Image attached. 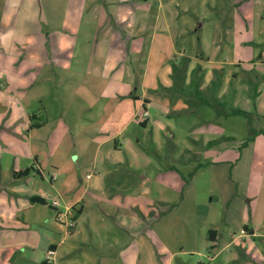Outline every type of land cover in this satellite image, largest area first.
Instances as JSON below:
<instances>
[{"label": "rangeland", "instance_id": "obj_1", "mask_svg": "<svg viewBox=\"0 0 264 264\" xmlns=\"http://www.w3.org/2000/svg\"><path fill=\"white\" fill-rule=\"evenodd\" d=\"M132 1L0 0V178L9 188L0 195L9 203L14 186H24L54 198L68 159L80 180H68L75 191L66 200L80 197L84 176H100L109 187L91 189L87 199L119 210V224L124 215L136 221L126 231L88 204L94 212L77 217L78 232L61 250L64 264H264V0ZM161 12L148 50L150 15ZM109 25L115 34L98 48L94 32ZM28 35L35 40L23 51L11 47ZM32 53L48 62L37 64ZM151 77L173 85L158 95ZM231 108L249 115L217 112ZM35 156L44 178L20 174ZM49 209L47 218L57 214L64 228L60 210ZM10 227L7 263L22 238Z\"/></svg>", "mask_w": 264, "mask_h": 264}, {"label": "crops", "instance_id": "obj_2", "mask_svg": "<svg viewBox=\"0 0 264 264\" xmlns=\"http://www.w3.org/2000/svg\"><path fill=\"white\" fill-rule=\"evenodd\" d=\"M121 1H123V2L120 5H123V7L130 6V4H133V1L131 2V0H121ZM159 4H160L161 9H163V5L161 3H159ZM147 10H148L147 5L145 3V5L143 6V11H142L143 14L142 15L144 17H146V21L149 20V12ZM149 11H150V9H149ZM162 12H163V10H162ZM162 12H161V14L159 13L155 17L150 15V18L152 17L154 20V21L152 20V22H154V30H153L154 34L152 36V43H151V45H149L148 50L151 49L152 46L155 45V40L157 37L156 36L157 33L155 30L160 25V23H162L161 22ZM150 22H151V20H150ZM145 27H146V25L142 26V28H140L139 30L144 32L145 29L147 28V27L146 28ZM113 29L114 28H112L111 25H109L107 28H102V29H100L98 31L96 30L94 32L96 37H97L96 42H97V44H99L98 48H104V47L109 46L110 41L108 40V38H112L113 34H115ZM173 36H174V40H176L175 34ZM43 39H44V37H43ZM34 40H35L34 37L31 35H28V37L25 40L21 39L19 41L16 40V37H15V40H14L13 44H11V47L15 50H19V51L22 50L23 51L24 48L22 47V45L25 44V41H26V43H29V42L33 43ZM42 48H43V46H42ZM138 48H139L138 46L135 47L133 51L136 52ZM173 49H172V52H173ZM45 54H46V56H48L47 50H46ZM171 56L177 57L176 52L171 54ZM171 56H170V58H171ZM30 57H31V59L35 60L37 64H39L41 62H45V63L48 62V59L46 57H44V59H42L41 53H32L30 55ZM106 63L107 62H105V65H106ZM105 65H103V67ZM151 70L152 69L150 68L149 71H151ZM145 72H146V70H144V73ZM168 72L171 75L172 69L170 70V68H168ZM156 79H155V77H151L150 80H152L153 82H152V85L150 88L154 93H157L158 95H160L159 92H160L161 87L167 88V87H171V85H173L171 81H165V83H162L159 78L156 77ZM148 81H149V74L146 75L145 79H144V77L141 78V81H140L141 87H145L146 86L145 84H147ZM28 84L24 85L23 87L24 88L27 87ZM140 103H141L142 108H143V105H145V108H143V109L147 111V106L151 103V100L148 97H146ZM32 117L34 119L38 118V113H33ZM42 125H43L42 121L37 122V123H33V126H37L38 128ZM31 126L32 125H30V127ZM34 158L36 160V164H33L31 166V167H34L33 173L38 172V175H40L42 178H44L45 172L43 171L42 165L39 163L36 156ZM19 166L20 165H18V167H16V169L19 168ZM74 166L75 165L69 164L68 159L65 160L61 164L62 174L60 176L63 180L60 184L61 186L59 188L58 187L55 188L56 193H53V195L55 194L54 198L48 197V196H51L50 195L51 193L46 194V193H44V191L39 192L40 190H37L38 192L35 191L33 194H30L28 191H31V190L26 189V187H24V186H21V187L14 186L13 192L17 193V197H11L9 200V203H8V197L6 195H3V194L0 195V264H6L7 263L6 259H7L8 255L6 253L5 248L7 245V242H6V240H7V228L9 226H11L10 230L14 229L15 231H20V233H21L22 238L14 245L13 255L19 257V259H21V260L23 258L24 260L21 262L22 264H41L44 261H47V252L50 249L55 251V255H54V258L52 259L51 263H53V264H64L66 261L65 255L61 256V250L67 242V238H68L67 236L74 235V233L76 235V231H77L76 228H78V218L77 217L79 215L81 217L83 215H87L88 212H94V210L88 211V206H89L88 204H90L89 207H94V208L97 207V205H98V208H95V209L98 212V216L100 217V219L102 221L106 220L107 218L111 219L112 222L116 225V227H121V228L125 229L126 231L129 230L128 229L129 223H131L133 225V223L136 221V220H134L135 219L134 215H124V217L122 216L121 223L119 224V219L121 216L120 212H118L119 210L117 212L115 211L116 213L112 212L114 210H112L110 208L107 209L108 211L104 210V208L100 205L101 202H99V200L92 202V199H95V196H91V198H92L91 200L87 199L88 192H90L91 189L99 190V191H102L103 193H105V189L109 187V183H108L109 180L103 179L100 176L94 175V176H92L91 179H89L90 175H87L88 177L84 176V178H86L87 185L85 187V190L80 193L81 194L80 197H78L77 200L75 202H72V203L69 202L70 198L66 200V198H65L66 194H68L70 196V194L73 195L74 194L73 192L75 191V188L71 187V184L68 183V180H71V179H73V180L76 179L78 181L80 180L78 178L79 176L73 174L74 173L73 171L77 168V167L74 168ZM54 168H57V167H54ZM22 172H23V170H21L20 174ZM30 173L31 172H29V174ZM71 174H73V175H71ZM80 174L81 173H78V175H80ZM95 177H96V180L93 184V178H95ZM58 178H60V177H53L51 179V181L52 182L57 181ZM83 181H84V179H82V182ZM54 186H55V184H54ZM3 188H8V187L4 186V183H2V179L0 178V192L3 191V190H1ZM8 190H9V188L6 191H8ZM57 194H63V196H64L63 199H60L59 197H57ZM34 196L43 198L45 203L39 202V201H32L31 198ZM52 198L54 200H58V202H59L58 206H56L54 203L51 204L50 201ZM80 198L84 200V206L81 210H77L76 205L79 204ZM106 203H107V206L112 205V204H110L109 201ZM47 208H50L49 210L51 212H57L58 210H60V211L64 210L67 213L71 212L72 218L75 220V226L68 228L65 225L64 228H62L61 226H59L60 222H57V220H56L57 214L55 216H52L51 218H47V217H49V215L46 214ZM25 211H28V212L31 211V216H30L31 218H28V215L26 217ZM86 226H87L88 231L91 233V236H92V228L90 227V222L87 223ZM131 228H133V226H131ZM24 229L26 230V232ZM78 230L81 231L80 229H78ZM44 232L46 233V235H44ZM44 237H45V240H44L45 243H44V245L41 244V246H40V244H38V243H40L39 239L44 238ZM39 246L41 247L40 249L38 248ZM15 256H14V258L12 256V259L10 257L9 263H7V264H11L13 262L15 263ZM99 261H100V263H98V264H102L101 260H99ZM93 263H94V261H93ZM67 264H71V263H67ZM95 264H96V262H95Z\"/></svg>", "mask_w": 264, "mask_h": 264}, {"label": "trees", "instance_id": "obj_3", "mask_svg": "<svg viewBox=\"0 0 264 264\" xmlns=\"http://www.w3.org/2000/svg\"><path fill=\"white\" fill-rule=\"evenodd\" d=\"M260 57L262 56V54L260 53V55H259ZM172 65H173V67H172V69H173V72L175 71V72H178V64L174 61V63H172ZM174 78V81H175V84L176 83H178V79H181V77H173ZM169 88H171V87H169ZM169 88H165V89H169ZM195 92L197 93V94H199L200 93V90L199 89H197V88H195ZM201 99H204L205 100V98L203 97V98H201ZM208 102V101H207ZM222 105L223 104H220V106L222 107ZM143 108H145V105H143ZM217 112L218 113H228L229 115H232V114H243V115H249V113L247 112V110H244V109H242V108H231V110H229V111H223L222 112V110H220V109H217ZM144 124V123H143ZM31 127H33V126H31ZM214 142L215 141H212V142H210L209 144L210 145H213L214 144ZM246 142L247 141H245V142H243V145H245L246 144ZM243 145H241V146H243ZM31 170H34V167H31V168H28V169H26V170H24L23 172H22V174L23 175H26V174H29V172H31ZM32 199V201H39V202H44L45 203V201H44V199L43 198H40V197H32L31 198ZM245 230H249L248 229V227H245ZM252 230V229H251ZM250 230V231H251ZM217 238H218V235H217V231L215 230V229H212V230H210V232H209V240L210 241H212V242H216V240H217ZM214 246H216L215 244L213 245V247ZM41 264H53V263H51V262H49L48 260L47 261H44L43 263H41Z\"/></svg>", "mask_w": 264, "mask_h": 264}, {"label": "built area", "instance_id": "obj_4", "mask_svg": "<svg viewBox=\"0 0 264 264\" xmlns=\"http://www.w3.org/2000/svg\"><path fill=\"white\" fill-rule=\"evenodd\" d=\"M147 111L145 110V112H144V115L145 116H147ZM56 206H58L59 205V202H58V200H54V202H53ZM58 220L59 221H64L65 220V225L68 227V228H70V227H73V226H75V223H74V220H73V218L71 217V216H69V213H62L61 211L59 212V214H58ZM54 255H55V251L54 250H52V249H50V250H48V252H47V260L49 261V262H51L52 261V259L54 258Z\"/></svg>", "mask_w": 264, "mask_h": 264}]
</instances>
